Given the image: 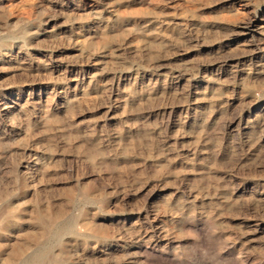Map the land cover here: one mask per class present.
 <instances>
[{
    "label": "rangeland",
    "instance_id": "1",
    "mask_svg": "<svg viewBox=\"0 0 264 264\" xmlns=\"http://www.w3.org/2000/svg\"><path fill=\"white\" fill-rule=\"evenodd\" d=\"M263 5L0 0V264H264Z\"/></svg>",
    "mask_w": 264,
    "mask_h": 264
},
{
    "label": "bare ground",
    "instance_id": "2",
    "mask_svg": "<svg viewBox=\"0 0 264 264\" xmlns=\"http://www.w3.org/2000/svg\"><path fill=\"white\" fill-rule=\"evenodd\" d=\"M231 4H232V3H231ZM245 4H246V3H245ZM231 6H232V5H231ZM263 6H264V5H263ZM235 7H237V6H235ZM242 7H243V6H242ZM245 7H246V6H245ZM232 8H233V7H232ZM243 9H244V8H243ZM235 12H236V11H235ZM241 12H242V11H241ZM241 16H242V15H241ZM249 16H250V15H249ZM256 16H257V15H256ZM249 19H250V18H249ZM240 20H241V19H240ZM244 20H245V19H244ZM238 22H239V21H238ZM240 22H241V21H240ZM243 23H244V22H243ZM243 23H242V24H243ZM238 25H239V24H238ZM260 30H261V29H260ZM260 30H259V31H260ZM233 31H234V30H233ZM237 31H238V30H237ZM241 34H242V33H241ZM260 34H261V32H260ZM253 35H254V34H253ZM250 36H251V35H250ZM253 38H254V37H253ZM259 38H260V37H259ZM259 38H258V39H259ZM263 38H264V37H263ZM246 39H247V38H246ZM260 39H261V38H260ZM260 39H259V40H260Z\"/></svg>",
    "mask_w": 264,
    "mask_h": 264
}]
</instances>
